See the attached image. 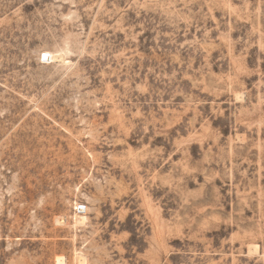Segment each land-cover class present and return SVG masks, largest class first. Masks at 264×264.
Masks as SVG:
<instances>
[{
  "label": "rangeland",
  "instance_id": "obj_1",
  "mask_svg": "<svg viewBox=\"0 0 264 264\" xmlns=\"http://www.w3.org/2000/svg\"><path fill=\"white\" fill-rule=\"evenodd\" d=\"M0 264H264V0H0Z\"/></svg>",
  "mask_w": 264,
  "mask_h": 264
},
{
  "label": "bare ground",
  "instance_id": "obj_2",
  "mask_svg": "<svg viewBox=\"0 0 264 264\" xmlns=\"http://www.w3.org/2000/svg\"><path fill=\"white\" fill-rule=\"evenodd\" d=\"M46 58H49V56H48V57H45V56H44V61H45ZM62 59H63V58H62ZM51 60H52L53 62H54V61H55V62H58V61L60 62V61H62L61 58H60V57H57V56H53V57H51ZM76 219H77V221H78L79 223H81V224H82V223H85V222L87 221V217H86V216H77Z\"/></svg>",
  "mask_w": 264,
  "mask_h": 264
}]
</instances>
